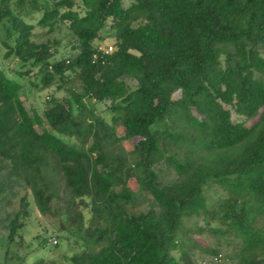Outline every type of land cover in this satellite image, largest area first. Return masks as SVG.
<instances>
[{"label":"trees","instance_id":"obj_1","mask_svg":"<svg viewBox=\"0 0 264 264\" xmlns=\"http://www.w3.org/2000/svg\"><path fill=\"white\" fill-rule=\"evenodd\" d=\"M35 15L47 33L66 25L70 54L34 39ZM2 47L18 66L0 62V264H196L194 217L230 264H264V0H0ZM33 67L55 85L41 112L23 103ZM210 183L225 194L208 206ZM27 189L59 217L38 244L73 240L62 260L11 250Z\"/></svg>","mask_w":264,"mask_h":264},{"label":"rangeland","instance_id":"obj_2","mask_svg":"<svg viewBox=\"0 0 264 264\" xmlns=\"http://www.w3.org/2000/svg\"><path fill=\"white\" fill-rule=\"evenodd\" d=\"M124 6H128L131 0H122ZM35 15L33 23L34 29L33 32L35 34L34 39L36 41H43L47 38L53 39L55 38L59 41V45L55 44V48L57 51L55 53V57L60 56H67L70 54V40L72 39L71 36L66 31V25L62 24L60 29L56 30L55 32L47 33L45 28H41L39 25L36 24V17ZM113 37L110 34L103 32V38L100 40L101 45L105 44H112ZM3 52L4 48H0V62L2 61L3 64L8 69H15L17 68V59L16 58H8L3 60ZM264 55V52H262ZM26 68H21L20 70L23 71ZM37 69L35 67L29 72V74L21 75V79H19L25 85V94L23 97V103L27 109L34 108L38 112H41L44 106L45 100L48 99L49 94L54 92L55 85H49L44 87L41 82L39 81L38 76H36ZM130 85L134 84L133 80H127ZM31 82V83H30ZM57 95H61V92L56 93ZM180 95V91L177 90L173 93V97H178ZM100 108H103V104L99 105ZM232 119L233 120H240L244 121V117L238 115L234 111H231ZM250 121H244L245 125H248ZM135 140L134 138L128 141H124L123 144L125 147L130 148V143ZM163 168V177L168 178L170 176V171L162 166ZM131 186H134L131 183ZM24 188H18V196L23 194L25 191ZM27 198L29 200V217L25 222V226L19 231V235L15 238L14 243L11 245L12 252L19 255H25L26 261L31 262L38 257L49 258L54 257L57 259L62 260L63 254L70 255L73 252L72 246V238L70 239V243L66 244L65 242L60 243V250L52 251L46 250L42 246L38 244L40 238L47 236L49 240L47 242L53 243L52 239L56 238L53 235V231L57 229L59 224V217L57 215H42L37 210L35 204L32 200V195L30 190L27 189ZM225 192L219 189L215 184L210 183L204 187V196L207 200L208 206H210L213 201L217 198V196L224 195ZM146 204V201L144 205ZM143 205V204H142ZM143 205V206H144ZM18 206V200L15 198L11 206L8 207L9 210H16ZM184 225L189 228L186 233V236L190 237V240H186L184 244V248L186 250H191L196 255V264H230V261L227 260L224 256L230 251V247H228L225 241L222 238H217L213 235H209L207 233H199L196 231V227L203 226V220L198 218H186L184 221ZM4 229L0 228V237L4 235ZM58 241V240H57ZM197 242L198 245H194L193 242ZM205 247H214L218 248L221 257L218 258L217 256L204 251L203 248ZM1 251L2 247L0 245V260H1ZM13 264V263H12Z\"/></svg>","mask_w":264,"mask_h":264},{"label":"built area","instance_id":"obj_3","mask_svg":"<svg viewBox=\"0 0 264 264\" xmlns=\"http://www.w3.org/2000/svg\"><path fill=\"white\" fill-rule=\"evenodd\" d=\"M99 48L103 49L105 52H110L114 49L113 44H105V45H99ZM53 242H55V239H52Z\"/></svg>","mask_w":264,"mask_h":264}]
</instances>
